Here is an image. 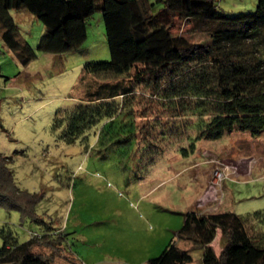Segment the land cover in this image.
<instances>
[{"label": "trees", "instance_id": "obj_1", "mask_svg": "<svg viewBox=\"0 0 264 264\" xmlns=\"http://www.w3.org/2000/svg\"><path fill=\"white\" fill-rule=\"evenodd\" d=\"M216 1L0 0V25L4 42L28 64L37 52L20 39L11 9H27L44 23L38 49L47 52L80 48L88 35V19L102 11L111 59L84 64L80 102L58 112L53 126L62 129L60 137L68 143L80 140L90 148L95 134L103 146L128 150L132 145L135 154L153 160L169 139L184 134L196 140L233 130L256 136L264 130V0H257L253 10L233 14ZM178 20L191 22L202 36L174 31ZM153 103L160 105L157 110ZM7 159L0 152V204L43 221L36 213L41 195L19 188ZM254 221L264 223V212L192 209L184 212L175 234L203 246V264H264V231L256 230ZM51 227L26 241L3 232L0 262L52 264L33 250L35 244L56 246L61 240ZM217 228L219 253L209 244ZM190 259L189 250L171 240L145 264H183Z\"/></svg>", "mask_w": 264, "mask_h": 264}, {"label": "rangeland", "instance_id": "obj_2", "mask_svg": "<svg viewBox=\"0 0 264 264\" xmlns=\"http://www.w3.org/2000/svg\"><path fill=\"white\" fill-rule=\"evenodd\" d=\"M216 2L228 14L257 4ZM10 12L20 39L37 56L23 64L4 42L0 25V152L8 157L19 188L41 195L36 213L43 221L0 204V248L3 232L26 241L50 225L61 240L56 246L35 244L33 250L52 264H145L171 240L189 250L191 259L183 264H203V246L175 234L184 212H264V130L256 136L233 130L196 140L184 134L169 139L153 160L135 154L132 145L128 150L103 146L95 134L90 148L80 140H63L53 121L58 112L80 102L84 64L111 59L103 12L88 19L80 48L66 52L39 50L44 23L24 8ZM173 30L195 39L203 34L184 20L176 21ZM214 169L225 173L215 185L210 182ZM254 228L264 231V223L254 221ZM220 233L217 228L209 242L216 253L222 246Z\"/></svg>", "mask_w": 264, "mask_h": 264}, {"label": "built area", "instance_id": "obj_3", "mask_svg": "<svg viewBox=\"0 0 264 264\" xmlns=\"http://www.w3.org/2000/svg\"><path fill=\"white\" fill-rule=\"evenodd\" d=\"M225 173L222 172L221 169H214L212 172V178L210 182L215 185V183H220Z\"/></svg>", "mask_w": 264, "mask_h": 264}, {"label": "crops", "instance_id": "obj_4", "mask_svg": "<svg viewBox=\"0 0 264 264\" xmlns=\"http://www.w3.org/2000/svg\"><path fill=\"white\" fill-rule=\"evenodd\" d=\"M219 229V228H218Z\"/></svg>", "mask_w": 264, "mask_h": 264}]
</instances>
